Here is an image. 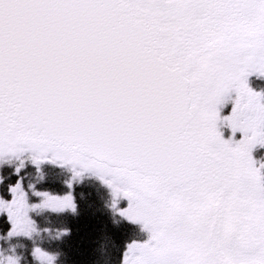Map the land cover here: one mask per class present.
Masks as SVG:
<instances>
[{
	"label": "snow or ice",
	"instance_id": "obj_1",
	"mask_svg": "<svg viewBox=\"0 0 264 264\" xmlns=\"http://www.w3.org/2000/svg\"><path fill=\"white\" fill-rule=\"evenodd\" d=\"M253 76L264 0H0V264H69L97 182L140 235L84 264H264Z\"/></svg>",
	"mask_w": 264,
	"mask_h": 264
},
{
	"label": "trees",
	"instance_id": "obj_2",
	"mask_svg": "<svg viewBox=\"0 0 264 264\" xmlns=\"http://www.w3.org/2000/svg\"><path fill=\"white\" fill-rule=\"evenodd\" d=\"M91 192V196H87L86 200L83 199L79 202L81 215L77 219L70 220V227L73 229V234L68 243L64 245L65 251L69 256V264H73V262L75 264H84L87 257L80 255V250L83 247L81 241L97 235L98 233H95L93 229L100 228L103 224L108 225L109 231L116 236L118 242H123L140 235L139 226L131 225L127 222L122 223L118 229L113 227L107 214H102L101 211H98L102 206L100 199L103 197L102 192Z\"/></svg>",
	"mask_w": 264,
	"mask_h": 264
},
{
	"label": "flooded vegetation",
	"instance_id": "obj_3",
	"mask_svg": "<svg viewBox=\"0 0 264 264\" xmlns=\"http://www.w3.org/2000/svg\"><path fill=\"white\" fill-rule=\"evenodd\" d=\"M257 150L259 151L260 149H257ZM263 152H264V149H261V154ZM254 156H255V158H258L257 152L254 153ZM52 221H53L54 224H59L60 223V219L57 218L56 216L52 218ZM63 248H64V251H65V247L64 246H63Z\"/></svg>",
	"mask_w": 264,
	"mask_h": 264
},
{
	"label": "rangeland",
	"instance_id": "obj_4",
	"mask_svg": "<svg viewBox=\"0 0 264 264\" xmlns=\"http://www.w3.org/2000/svg\"><path fill=\"white\" fill-rule=\"evenodd\" d=\"M250 85H251V83H250ZM257 151V150H256ZM255 151V152H256ZM256 159H258V160H264V154L263 155H261V156H259L258 158H256ZM96 186H100L99 184H98V182L96 183ZM84 189H89V188H84Z\"/></svg>",
	"mask_w": 264,
	"mask_h": 264
}]
</instances>
